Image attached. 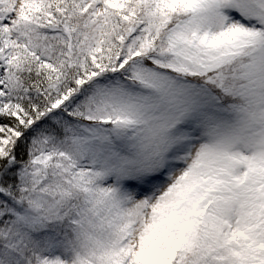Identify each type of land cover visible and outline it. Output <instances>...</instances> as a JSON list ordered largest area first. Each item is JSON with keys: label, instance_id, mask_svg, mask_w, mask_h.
Here are the masks:
<instances>
[{"label": "snow or ice", "instance_id": "snow-or-ice-1", "mask_svg": "<svg viewBox=\"0 0 264 264\" xmlns=\"http://www.w3.org/2000/svg\"><path fill=\"white\" fill-rule=\"evenodd\" d=\"M0 264H264V0H0Z\"/></svg>", "mask_w": 264, "mask_h": 264}]
</instances>
